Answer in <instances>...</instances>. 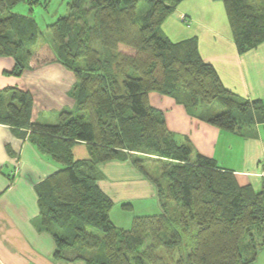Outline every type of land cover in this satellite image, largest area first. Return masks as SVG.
I'll return each instance as SVG.
<instances>
[{"label":"trees","instance_id":"trees-1","mask_svg":"<svg viewBox=\"0 0 264 264\" xmlns=\"http://www.w3.org/2000/svg\"><path fill=\"white\" fill-rule=\"evenodd\" d=\"M140 1L72 0L68 14L48 25L54 45L37 46L36 20L13 12L25 0H0V57L15 60L13 74L60 64L76 80L74 108L55 124L32 121L29 92L0 93V124L59 166L36 186L42 230L62 261L251 264L264 247V187L240 186L234 172L177 138L149 95L172 97L228 132L264 123V102L228 90L195 38L174 43L163 34V23L184 0H143L150 10L142 19ZM213 1L225 7L239 54L264 43V0ZM208 110L214 113L204 118ZM78 143L87 146L89 160H75ZM113 161L131 162L154 184L161 213L136 217L130 229L113 223L114 201L98 185V167ZM171 202L178 208L173 213Z\"/></svg>","mask_w":264,"mask_h":264},{"label":"crops","instance_id":"crops-1","mask_svg":"<svg viewBox=\"0 0 264 264\" xmlns=\"http://www.w3.org/2000/svg\"><path fill=\"white\" fill-rule=\"evenodd\" d=\"M183 15L188 22L182 21ZM162 32L174 43L195 38L201 57L216 69L228 90L241 100L264 102V43L239 54L223 3L184 0L163 23ZM15 66L14 59L0 57V93L6 89L29 92L33 122L55 124L62 111L73 110V72L50 64L16 76ZM149 100L164 113L168 129L177 138H187L196 152L234 172L240 186L256 191L264 187V123L228 132L193 116L172 97L151 93ZM213 113L208 110L204 118ZM73 154L77 161L90 159L84 143H78ZM58 170V164L28 137L23 139L11 127L0 124V264H86L83 260H57L54 239L41 227L36 186ZM98 170V185L114 201V208L133 201L161 207L153 183L131 162L113 161Z\"/></svg>","mask_w":264,"mask_h":264},{"label":"rangeland","instance_id":"rangeland-1","mask_svg":"<svg viewBox=\"0 0 264 264\" xmlns=\"http://www.w3.org/2000/svg\"><path fill=\"white\" fill-rule=\"evenodd\" d=\"M34 1L35 0H25V2L15 7L13 12L21 15L31 16L36 20L40 29V35L38 37L37 46L41 45L45 41H48L50 44L54 45L52 37L48 32V25L53 24L60 17L66 16L68 14V4L72 2V0H38L39 3H32ZM149 10L150 5L145 1L141 0L138 4L137 10L139 18L142 19V17H144ZM183 18L186 19L184 15L181 19L183 20ZM5 101V105H7L8 102H10V97H5ZM146 165L148 170H150L151 172L155 170V167L151 166V164ZM144 203H147V201L141 203H137L134 201L118 203L111 213V218L118 226H120V228L130 229L132 226V222L136 217L153 216L161 213L162 208L159 207L158 204L156 205V203H152V205H149V203H147V205H145ZM124 204H131L133 206V209L124 210ZM168 204L171 213L178 209L175 203L171 202ZM261 242L262 240L258 239L257 245L260 246ZM251 264H264V247H259L257 260Z\"/></svg>","mask_w":264,"mask_h":264},{"label":"built area","instance_id":"built-area-1","mask_svg":"<svg viewBox=\"0 0 264 264\" xmlns=\"http://www.w3.org/2000/svg\"><path fill=\"white\" fill-rule=\"evenodd\" d=\"M182 21L186 22L187 20H186L185 18H183V20H182Z\"/></svg>","mask_w":264,"mask_h":264}]
</instances>
